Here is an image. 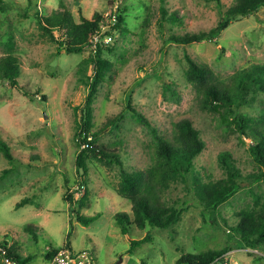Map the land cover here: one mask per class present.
<instances>
[{
  "label": "rangeland",
  "instance_id": "1",
  "mask_svg": "<svg viewBox=\"0 0 264 264\" xmlns=\"http://www.w3.org/2000/svg\"><path fill=\"white\" fill-rule=\"evenodd\" d=\"M234 1L0 0V59L10 55L19 62L17 83L0 74V141L18 160L0 148V242L6 249L0 264H10L7 249L30 255L26 264H45L46 250L61 246L89 249L96 264H179L210 249H226L223 260L210 264H264V244H243L233 229L244 216L264 213V180L254 181L263 166L252 140L202 102L199 81L188 75L190 60L206 71L207 83L230 82L236 71L264 63V6L233 19L212 39L167 41L171 34L211 29ZM63 10L76 23L100 16L107 28L115 22L111 12L123 16L113 41L99 50L108 70L97 85L89 128V135L99 132L95 145L113 150L118 160L108 163L88 152L85 172L77 166L79 133L94 51L66 50L55 40L61 29L48 31L38 21V14ZM128 101L147 121L126 108ZM257 103L239 112L257 115ZM186 119L205 142L195 157L201 179L226 177L219 157L229 152L241 186L207 211L193 181L178 178L160 197L181 207L180 219L168 228L140 227L131 200L119 193L121 170H148L156 162L155 142L172 140L175 124ZM82 176L85 187L78 186ZM93 215L88 223L80 219ZM137 239L142 242L131 243Z\"/></svg>",
  "mask_w": 264,
  "mask_h": 264
},
{
  "label": "trees",
  "instance_id": "2",
  "mask_svg": "<svg viewBox=\"0 0 264 264\" xmlns=\"http://www.w3.org/2000/svg\"><path fill=\"white\" fill-rule=\"evenodd\" d=\"M216 1L219 5L221 4V0ZM263 6L264 0H235L233 4L223 10V15L216 26L199 33L171 34L167 41L186 44L212 39L233 19L238 16H246ZM113 14H115L114 25H110V28L105 30L101 27L104 24L102 22L104 19L100 16L93 19L83 17L81 22L76 23L71 13L64 10L54 11L46 16L38 14V21L48 31H51L52 28L61 29V35L55 39L56 42L68 51L78 52L92 44L94 34H98L101 38L104 35H114V31L120 27V23L123 21V16L111 12L110 18ZM176 17L177 13L169 15L171 20H176ZM108 45L101 46V42H98L97 50L93 56H89V60L95 64V72L89 82V92L82 110L79 133V141L83 146L78 153L77 166L83 172L86 170L85 156L88 152L108 163L118 160V155L113 150H108L105 146L95 145L99 132H93L89 135L92 102L97 91V85L108 70L107 60L101 57L99 50ZM17 64L19 62L15 56L3 57L0 59V74H4L10 82L17 83L16 78L19 74ZM190 67L191 72L188 75L190 78L196 77L199 81V89L202 90V102L216 109L221 115V121L227 126H233L252 140L250 149L255 159L263 166L260 173L255 175L254 181L264 180V63H253L249 67L236 71L231 76L230 82L218 83H207L206 71L192 60H190ZM256 100H258L257 106L260 110L257 115L239 112L242 105H252ZM126 108L137 114L138 119L147 121L130 105L129 101ZM118 118V116L113 117L110 124L116 125ZM175 128L176 133L172 140L161 138L155 142L156 162L148 170L138 169L132 172L121 170L119 193L131 200L134 222L140 227H146L148 223L150 226L168 228L180 219L181 207L165 204L160 197V191L178 178L185 182L189 179L193 181L194 193L200 199L199 205L207 211L217 209L241 186L239 180L242 177L241 171L229 152H224L219 157L226 169V177L209 181L202 180L195 168V157L204 148V140L200 137L198 129L188 119L177 122ZM0 148L9 160L18 162L12 155L11 148L4 141H0ZM85 184L86 180L82 176L78 186L85 187ZM97 216L80 217V219L88 223ZM28 226H32V223H27L26 228ZM233 229L239 234V239L243 244L252 247L264 244V213L260 212L251 217L244 216ZM122 230L125 231L126 229L122 227ZM135 242L139 243L142 240L131 241L132 244ZM54 250V248L46 250L45 253L48 258L52 256ZM225 250L210 249L197 255H189L186 259H180L178 262L179 264L181 262L183 264H210L212 261L223 260L221 255ZM5 255L16 261L17 264H26L31 258L30 255L20 256L12 249H7Z\"/></svg>",
  "mask_w": 264,
  "mask_h": 264
},
{
  "label": "built area",
  "instance_id": "3",
  "mask_svg": "<svg viewBox=\"0 0 264 264\" xmlns=\"http://www.w3.org/2000/svg\"><path fill=\"white\" fill-rule=\"evenodd\" d=\"M111 14V13H110ZM112 20H115V14L111 16ZM102 29L107 27L103 24ZM113 41V36L104 35L102 38L98 34H94L92 37L91 49L95 52L97 50L98 42H101V46L110 44ZM5 247L0 242V251L5 252ZM8 258V257H7ZM10 264H17L16 261L8 258ZM47 264H96L92 252L89 249L73 250L68 246H61L56 248L50 258H48ZM227 264V262H225Z\"/></svg>",
  "mask_w": 264,
  "mask_h": 264
},
{
  "label": "water",
  "instance_id": "4",
  "mask_svg": "<svg viewBox=\"0 0 264 264\" xmlns=\"http://www.w3.org/2000/svg\"><path fill=\"white\" fill-rule=\"evenodd\" d=\"M119 261H121V259H119L118 261H116L115 263H113V264H118L119 263Z\"/></svg>",
  "mask_w": 264,
  "mask_h": 264
},
{
  "label": "crops",
  "instance_id": "5",
  "mask_svg": "<svg viewBox=\"0 0 264 264\" xmlns=\"http://www.w3.org/2000/svg\"><path fill=\"white\" fill-rule=\"evenodd\" d=\"M50 249H51V248H50ZM47 262H48V258H47V260H46L45 264H47Z\"/></svg>",
  "mask_w": 264,
  "mask_h": 264
}]
</instances>
